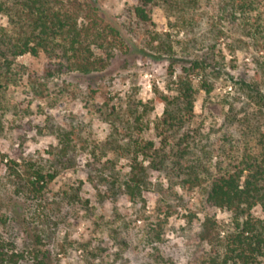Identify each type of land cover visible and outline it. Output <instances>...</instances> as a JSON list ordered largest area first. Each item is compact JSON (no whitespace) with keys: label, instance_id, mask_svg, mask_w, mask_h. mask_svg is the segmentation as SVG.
<instances>
[{"label":"rangeland","instance_id":"obj_1","mask_svg":"<svg viewBox=\"0 0 264 264\" xmlns=\"http://www.w3.org/2000/svg\"><path fill=\"white\" fill-rule=\"evenodd\" d=\"M86 1L113 44L107 69L43 80L44 57L25 55L16 64L33 79L18 73L2 88L0 246L21 256L16 264H33L35 255L49 264H205L203 216L225 223L229 214L203 205L204 182L184 190L145 163L140 197L129 201L127 150L159 146L157 96H174L180 66L205 58L207 73L190 79L199 88L205 77L212 89L198 91L192 120L176 138L188 135L194 155L210 156V172L230 165L244 145L257 144L251 130H264V116L251 121L254 108L238 90L241 80L251 81L259 56L247 31L219 20L222 0H199L191 11L155 0L146 25L131 16L134 0ZM0 29H8L2 16ZM154 38L169 44L170 54L148 48ZM36 169L53 176L39 197L14 181ZM251 215L263 217L259 208Z\"/></svg>","mask_w":264,"mask_h":264},{"label":"trees","instance_id":"obj_2","mask_svg":"<svg viewBox=\"0 0 264 264\" xmlns=\"http://www.w3.org/2000/svg\"><path fill=\"white\" fill-rule=\"evenodd\" d=\"M154 1L134 0L131 16L137 24L149 23ZM198 1L175 0L182 11L195 9ZM96 13V7L86 0H0V16L6 19L8 26V29H0V94L2 88L14 83L18 73L33 79L30 70L16 64L17 58L25 55L44 57L43 80L69 73L96 74L107 69L113 57V44L106 40L104 31L100 32ZM263 14L264 0H222L218 6L219 20L247 31L254 52L259 56L254 60L251 81L241 80L238 85L242 97L254 108L250 119L254 122L264 116ZM109 33L115 34L112 30ZM148 48L159 54L171 52V46H165L157 38L151 40ZM174 65L171 62L168 67L171 76ZM208 68L205 58L185 62L176 76L174 96H157L163 106L162 116L155 126L159 146L155 147L152 142L141 147L130 145L127 150L130 170L123 193L129 201L140 197L143 163L151 171L164 173L184 190L197 188L204 182L203 205L229 214L225 223L208 214L203 216L199 238L209 246L204 255L205 264H264V130H251V134H257V144L251 149L244 145L240 154L229 158L230 165L214 172L208 170L210 156L194 155L188 135L176 138V133L192 120L198 91L208 94L212 89L205 77L199 88L190 79L192 75L206 74ZM62 148L65 152L63 142ZM52 179V175L43 176L39 169L26 180L18 174L14 177L16 185L26 187L38 197L47 190ZM255 208H259L262 218L251 215ZM20 257L5 252L0 246V264H16ZM33 264L49 262L45 256L35 255Z\"/></svg>","mask_w":264,"mask_h":264}]
</instances>
